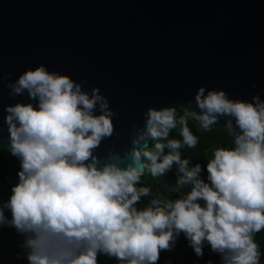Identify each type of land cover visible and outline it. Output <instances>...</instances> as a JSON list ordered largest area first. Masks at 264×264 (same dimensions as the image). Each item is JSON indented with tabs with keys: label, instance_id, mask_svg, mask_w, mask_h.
I'll return each instance as SVG.
<instances>
[{
	"label": "clouds",
	"instance_id": "9594fccd",
	"mask_svg": "<svg viewBox=\"0 0 264 264\" xmlns=\"http://www.w3.org/2000/svg\"><path fill=\"white\" fill-rule=\"evenodd\" d=\"M82 84L44 64L7 84L11 97L30 101L4 108L7 149L19 168L0 202V228L22 238L17 260L98 264L103 255L118 264H158L183 234L197 258L207 246L221 264H260L255 236L264 231V99H232L223 89L201 86L194 95L199 111L192 100L179 108L149 107L131 150L110 153L102 163L96 149L113 135L116 113L99 88L89 92ZM221 118L232 147L215 149L204 167H190L180 151L199 143L189 121L207 132ZM177 128L182 140L170 139ZM173 165L177 185L189 191L137 207L151 195L138 186L145 169L157 177Z\"/></svg>",
	"mask_w": 264,
	"mask_h": 264
},
{
	"label": "water",
	"instance_id": "95a60500",
	"mask_svg": "<svg viewBox=\"0 0 264 264\" xmlns=\"http://www.w3.org/2000/svg\"><path fill=\"white\" fill-rule=\"evenodd\" d=\"M40 64L107 97L114 133L96 149L107 162L131 150L149 107L199 111L201 86L264 99V0H0V150L5 106L30 102L7 84Z\"/></svg>",
	"mask_w": 264,
	"mask_h": 264
},
{
	"label": "trees",
	"instance_id": "16d2710c",
	"mask_svg": "<svg viewBox=\"0 0 264 264\" xmlns=\"http://www.w3.org/2000/svg\"><path fill=\"white\" fill-rule=\"evenodd\" d=\"M189 128L199 138V143L195 148L185 146L180 149L182 158L190 160V167L197 163L204 167L208 160L212 158L215 149L232 147V138L223 129L212 128L210 131L202 132L196 122L192 120L189 121ZM169 138L182 140L179 135V128L172 130ZM165 152H167V149ZM144 163H147V161H144ZM18 168V161L9 154L8 149L0 150V202L7 199L11 184L16 182ZM179 175L176 165H173L172 169L164 175L157 177L151 176L145 169L141 184L138 186L149 187L151 195L142 197L137 207L146 206L154 197L175 200L186 194L190 186H178L177 179ZM206 176L207 172L205 170L202 173V177L206 178ZM5 215L8 216L10 214L6 212ZM21 239V237L16 235L14 229L8 227L0 228V264H27V261L23 258L19 260L16 258L17 253L21 252L18 247ZM255 240L260 246V264H264V231L257 233ZM209 261H211V264H221V257L212 253L210 248L206 246L203 257L197 258L191 247L188 246L187 240L181 234L172 251H162L160 253L158 264H208ZM98 264H118V261L101 255L98 257Z\"/></svg>",
	"mask_w": 264,
	"mask_h": 264
}]
</instances>
